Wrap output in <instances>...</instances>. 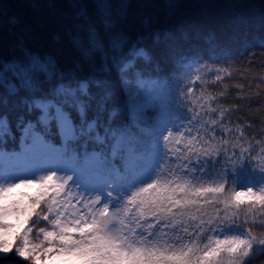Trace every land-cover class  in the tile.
<instances>
[{
	"label": "snow or ice",
	"instance_id": "1",
	"mask_svg": "<svg viewBox=\"0 0 264 264\" xmlns=\"http://www.w3.org/2000/svg\"><path fill=\"white\" fill-rule=\"evenodd\" d=\"M68 7L67 53L32 46L38 31L17 33L16 16L0 21L15 37L0 55V264L264 256V65L252 45L177 32L173 0L163 18L135 17L131 0Z\"/></svg>",
	"mask_w": 264,
	"mask_h": 264
},
{
	"label": "trees",
	"instance_id": "2",
	"mask_svg": "<svg viewBox=\"0 0 264 264\" xmlns=\"http://www.w3.org/2000/svg\"><path fill=\"white\" fill-rule=\"evenodd\" d=\"M84 2L91 5L92 0ZM131 3V12L137 18L143 14L164 16V0H131ZM173 3L177 5L176 14L168 23L174 30L187 31L193 35L196 32L203 35L214 33L221 45L233 51L239 50L247 40L255 50V65H264V49L256 44V38L264 37V28L260 27L261 17H264V0H173ZM68 4L69 0H0V10L6 13L0 16V21L16 16L21 20V25L15 29L17 33L24 26L38 31L40 39L34 41L32 46L42 51H55L62 47L67 53L68 42L58 19L71 11ZM142 4L151 6L141 8ZM56 33L62 36L59 45L52 40V35ZM14 39V36L0 30V55L9 53ZM263 262L264 256L255 259L253 264Z\"/></svg>",
	"mask_w": 264,
	"mask_h": 264
},
{
	"label": "rangeland",
	"instance_id": "3",
	"mask_svg": "<svg viewBox=\"0 0 264 264\" xmlns=\"http://www.w3.org/2000/svg\"><path fill=\"white\" fill-rule=\"evenodd\" d=\"M262 264H264V262Z\"/></svg>",
	"mask_w": 264,
	"mask_h": 264
}]
</instances>
